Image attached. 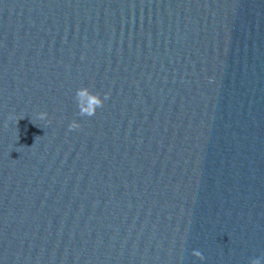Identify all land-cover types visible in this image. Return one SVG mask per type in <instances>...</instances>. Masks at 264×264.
Returning <instances> with one entry per match:
<instances>
[{
  "label": "water",
  "instance_id": "water-1",
  "mask_svg": "<svg viewBox=\"0 0 264 264\" xmlns=\"http://www.w3.org/2000/svg\"><path fill=\"white\" fill-rule=\"evenodd\" d=\"M253 258L264 0H0V264Z\"/></svg>",
  "mask_w": 264,
  "mask_h": 264
},
{
  "label": "clouds",
  "instance_id": "clouds-1",
  "mask_svg": "<svg viewBox=\"0 0 264 264\" xmlns=\"http://www.w3.org/2000/svg\"><path fill=\"white\" fill-rule=\"evenodd\" d=\"M106 98L107 94H105V96L102 98L99 93L91 91L88 87L78 88L74 97L76 106L79 109L78 115L81 117L94 116L97 109L103 106ZM46 116V112L38 113V117L40 119H44ZM80 127L81 124L77 120H73L68 125V129L70 131L79 129ZM192 254L200 259H203L202 253L198 250H194ZM251 264H261L260 258H253L251 260Z\"/></svg>",
  "mask_w": 264,
  "mask_h": 264
}]
</instances>
